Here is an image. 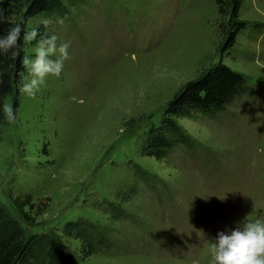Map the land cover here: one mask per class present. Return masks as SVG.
<instances>
[{
	"label": "rangeland",
	"instance_id": "rangeland-1",
	"mask_svg": "<svg viewBox=\"0 0 264 264\" xmlns=\"http://www.w3.org/2000/svg\"><path fill=\"white\" fill-rule=\"evenodd\" d=\"M28 1L0 9L20 19ZM239 18L247 27L226 52L217 0H62L31 19L26 30L68 42L69 58L34 98L20 93L21 78L5 99L17 115L0 124L7 214L26 234L53 232L80 264H213L219 231L264 223V0H243ZM219 61L242 72L249 90L221 113L179 118L192 146L161 160L143 155L145 124ZM26 194L49 199L41 214L25 207L31 220L13 201ZM78 218L99 223L110 246L87 254L66 236L65 223Z\"/></svg>",
	"mask_w": 264,
	"mask_h": 264
},
{
	"label": "trees",
	"instance_id": "trees-1",
	"mask_svg": "<svg viewBox=\"0 0 264 264\" xmlns=\"http://www.w3.org/2000/svg\"><path fill=\"white\" fill-rule=\"evenodd\" d=\"M12 1L0 0V8L9 6ZM61 2L62 0H29L22 18H8L10 23L0 25V33H6L11 24H20L26 29V24L31 19L51 13L60 7ZM242 3L243 0H217L220 14L227 17L226 35L221 44L223 52L234 47L238 34L247 27V23L239 18ZM19 45L15 58H11L10 53L0 56V104L16 91L21 81L20 74L25 70L21 65L25 55L23 32ZM249 88L246 76L223 61L204 69L196 78L187 81L176 91L163 108L158 122L145 124L142 141L139 144L140 152L161 160L179 145L192 146L194 139L179 122V118H196L200 114L221 113ZM3 120V114L0 113V124ZM136 190L137 187H133V192ZM119 196L128 199L122 192ZM47 200L49 199L45 198L34 203L29 194L13 198L14 204L26 220H31L25 210L26 206L31 210L35 209L38 215L47 208ZM108 207L110 212L112 208L119 209L113 202H108ZM97 228H102L99 223L78 218L67 221L63 233L79 238L83 250L91 254L101 246L109 247L111 244L105 230ZM41 252H44L42 264H80L66 249L60 237L53 232L26 234L21 223L10 217L0 203V264H35L34 261L39 260Z\"/></svg>",
	"mask_w": 264,
	"mask_h": 264
},
{
	"label": "clouds",
	"instance_id": "clouds-1",
	"mask_svg": "<svg viewBox=\"0 0 264 264\" xmlns=\"http://www.w3.org/2000/svg\"><path fill=\"white\" fill-rule=\"evenodd\" d=\"M10 23L4 11L0 9V25ZM45 26L48 21H43ZM23 32L25 44L36 41L35 55L25 54L21 60L22 82L19 91L22 95L34 98L48 76L59 77L64 62L69 58L68 42L58 44L57 35H40L36 29L26 30L20 24H11L6 33H0V56L18 55L19 41ZM39 39L37 40V37ZM0 113L8 123H15L16 109L7 102L0 104ZM213 264H264V223L260 221L239 222L235 228L219 231L212 239Z\"/></svg>",
	"mask_w": 264,
	"mask_h": 264
}]
</instances>
